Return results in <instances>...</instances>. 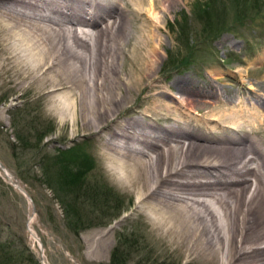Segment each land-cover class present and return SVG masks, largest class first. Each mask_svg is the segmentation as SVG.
Instances as JSON below:
<instances>
[{"label": "bare ground", "instance_id": "bare-ground-1", "mask_svg": "<svg viewBox=\"0 0 264 264\" xmlns=\"http://www.w3.org/2000/svg\"><path fill=\"white\" fill-rule=\"evenodd\" d=\"M164 3L0 0V79L15 93L72 107L84 129L107 133L102 147L118 182L137 190L140 208L187 260L264 264V99L254 102L262 108L256 111L254 104L221 100L215 89L199 91L190 80L159 86L153 75L159 35L151 24L160 22L155 10L165 12ZM172 89L182 100L175 97L180 115L172 114L170 125L157 128L150 115L143 116L147 123L116 125L120 108L137 94L154 98V113L169 111L158 97L172 98ZM194 105L209 108L210 117ZM200 119L212 135H242H201Z\"/></svg>", "mask_w": 264, "mask_h": 264}, {"label": "rangeland", "instance_id": "rangeland-1", "mask_svg": "<svg viewBox=\"0 0 264 264\" xmlns=\"http://www.w3.org/2000/svg\"><path fill=\"white\" fill-rule=\"evenodd\" d=\"M164 5L165 12L159 7L155 10L160 22L150 23L159 35L153 74L159 79L157 84L171 88L175 81L186 79L199 91L215 89L223 93L221 100H234L244 108L254 104L256 111L261 110L255 103L264 99V0H165ZM131 27L129 31L134 36L138 31L133 33L135 28ZM241 69H245L243 75ZM121 70L127 71L122 67ZM171 94L172 98L158 97L170 107L169 111L161 110L160 115L153 111V97L137 94L125 109L120 108L116 125L134 118L143 123L153 121L157 128L170 125L172 114L180 115L174 101L177 90L172 89ZM178 96L176 99L182 100ZM37 98L31 91L15 93L6 77L0 79V241L18 245L26 256L30 252L33 262L28 264H110L116 248L122 255L130 252L127 264H208L187 260L184 250L177 249L171 237L140 208L137 190L118 182L112 161L102 147L107 133L94 134L93 130L84 129L80 119H73L72 107H51ZM194 108L200 116L211 111L204 105ZM146 115L155 118L148 121L143 118ZM168 115L170 119L166 118ZM32 122L44 124L46 132L39 149H24L16 133L21 136L23 126ZM199 123L201 135H242L234 130L224 134L219 130L212 135L201 119ZM245 124L243 132L249 130ZM49 129L53 131L47 132ZM66 149H72L73 157L80 155L95 164L88 183L103 196L102 202L87 206L92 211L91 218L100 225L91 226L78 237L66 229L64 208L55 193L38 177L34 178L44 172L45 157H54ZM15 184L25 189L29 197ZM132 234L140 235L142 240L130 247ZM121 239L126 244L121 246Z\"/></svg>", "mask_w": 264, "mask_h": 264}, {"label": "trees", "instance_id": "trees-1", "mask_svg": "<svg viewBox=\"0 0 264 264\" xmlns=\"http://www.w3.org/2000/svg\"><path fill=\"white\" fill-rule=\"evenodd\" d=\"M44 128H46L44 124L40 126L33 122L24 125L21 129V136H17L16 133L20 146L30 150L39 149L43 133L46 132ZM50 130L53 131V129H49L47 132H52ZM32 141H35V144H31ZM72 153V149L59 150L54 157H45L44 161L47 163L44 165V172L40 176H34V178L38 177L41 184L46 185L55 193L54 197L59 199L64 208L66 229L78 237L80 232L89 229L91 226L100 225L96 219L91 218L92 211L87 206L102 202L103 196H101L102 192H98L88 183L89 174L94 169L95 164L80 155L75 158ZM24 179L26 180V178ZM130 237L132 238L130 247L137 245L142 240L140 235L132 234ZM124 244L126 241H123L121 246ZM119 250L120 248H116L112 252L110 264H127L131 260L130 252L122 255V252L119 254ZM24 252L25 250L20 249L18 245L10 243V241H0V264H28L29 261L33 262V255L29 252V255L26 256Z\"/></svg>", "mask_w": 264, "mask_h": 264}, {"label": "water", "instance_id": "water-1", "mask_svg": "<svg viewBox=\"0 0 264 264\" xmlns=\"http://www.w3.org/2000/svg\"><path fill=\"white\" fill-rule=\"evenodd\" d=\"M25 195H26L27 197H29V195H28V193H27V192H25Z\"/></svg>", "mask_w": 264, "mask_h": 264}]
</instances>
